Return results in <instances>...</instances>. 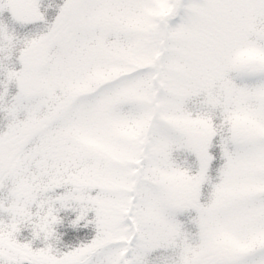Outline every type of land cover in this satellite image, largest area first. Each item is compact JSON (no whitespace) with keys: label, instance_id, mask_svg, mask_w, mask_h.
Returning <instances> with one entry per match:
<instances>
[{"label":"snow or ice","instance_id":"snow-or-ice-1","mask_svg":"<svg viewBox=\"0 0 264 264\" xmlns=\"http://www.w3.org/2000/svg\"><path fill=\"white\" fill-rule=\"evenodd\" d=\"M0 264H264V0H0Z\"/></svg>","mask_w":264,"mask_h":264}]
</instances>
